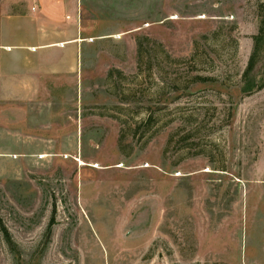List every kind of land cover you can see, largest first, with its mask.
I'll return each instance as SVG.
<instances>
[{
    "label": "rangeland",
    "instance_id": "374dc122",
    "mask_svg": "<svg viewBox=\"0 0 264 264\" xmlns=\"http://www.w3.org/2000/svg\"><path fill=\"white\" fill-rule=\"evenodd\" d=\"M80 13V111L57 129L77 138L36 121L0 147V264H264V88L241 93L264 0Z\"/></svg>",
    "mask_w": 264,
    "mask_h": 264
},
{
    "label": "crops",
    "instance_id": "0c3cea01",
    "mask_svg": "<svg viewBox=\"0 0 264 264\" xmlns=\"http://www.w3.org/2000/svg\"><path fill=\"white\" fill-rule=\"evenodd\" d=\"M86 46L80 0L0 1V147L32 142L36 121L42 142L77 138L57 129L80 111Z\"/></svg>",
    "mask_w": 264,
    "mask_h": 264
},
{
    "label": "trees",
    "instance_id": "16d2710c",
    "mask_svg": "<svg viewBox=\"0 0 264 264\" xmlns=\"http://www.w3.org/2000/svg\"><path fill=\"white\" fill-rule=\"evenodd\" d=\"M264 50V29L261 26L257 36L253 37V47L247 66L242 74V88L241 93L244 95H250L254 92H258L264 88V73L257 70V64L259 62V54ZM210 79L206 77L195 76L193 77L192 84L206 83ZM0 229L4 238L10 242V236L0 221Z\"/></svg>",
    "mask_w": 264,
    "mask_h": 264
},
{
    "label": "bare ground",
    "instance_id": "6f19581e",
    "mask_svg": "<svg viewBox=\"0 0 264 264\" xmlns=\"http://www.w3.org/2000/svg\"><path fill=\"white\" fill-rule=\"evenodd\" d=\"M80 165H83L81 162H80ZM95 166V165H94Z\"/></svg>",
    "mask_w": 264,
    "mask_h": 264
}]
</instances>
